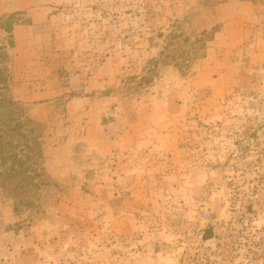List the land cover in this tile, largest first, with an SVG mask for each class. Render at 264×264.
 I'll list each match as a JSON object with an SVG mask.
<instances>
[{
	"label": "rangeland",
	"instance_id": "rangeland-1",
	"mask_svg": "<svg viewBox=\"0 0 264 264\" xmlns=\"http://www.w3.org/2000/svg\"><path fill=\"white\" fill-rule=\"evenodd\" d=\"M0 69V264H264V0H0Z\"/></svg>",
	"mask_w": 264,
	"mask_h": 264
},
{
	"label": "trees",
	"instance_id": "trees-1",
	"mask_svg": "<svg viewBox=\"0 0 264 264\" xmlns=\"http://www.w3.org/2000/svg\"><path fill=\"white\" fill-rule=\"evenodd\" d=\"M6 83L4 71L0 69V166L5 168L2 176L22 177L24 184L30 186V180L42 176L39 166L42 160V144L38 130L41 123H35L30 118L27 122L21 120V103L5 95ZM16 137L27 141L19 143Z\"/></svg>",
	"mask_w": 264,
	"mask_h": 264
}]
</instances>
